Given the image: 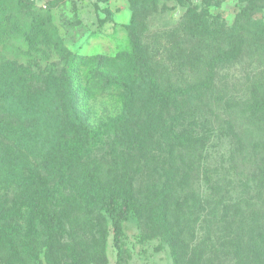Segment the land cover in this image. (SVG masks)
I'll list each match as a JSON object with an SVG mask.
<instances>
[{
	"label": "trees",
	"instance_id": "obj_1",
	"mask_svg": "<svg viewBox=\"0 0 264 264\" xmlns=\"http://www.w3.org/2000/svg\"><path fill=\"white\" fill-rule=\"evenodd\" d=\"M220 1L187 0L179 23L153 46L148 0H129V46L88 56L64 48L39 14L25 22L7 8L11 0H0L1 42L20 39L34 58L52 46L61 62L34 70L0 51V264H25L23 239L34 254L40 231L46 246L68 243L76 230L67 208L100 198L106 264L110 247L114 264L138 245L141 258L161 253L173 227L187 228L194 216L210 219L198 246L204 264H245L243 241L248 264H264V0H236L231 20L215 11ZM104 96L117 103L108 119L110 192L100 166L84 159L98 139L82 108ZM132 221L139 230L128 241ZM83 249L67 255L61 246L53 263ZM170 256L176 264L172 249Z\"/></svg>",
	"mask_w": 264,
	"mask_h": 264
},
{
	"label": "rangeland",
	"instance_id": "obj_2",
	"mask_svg": "<svg viewBox=\"0 0 264 264\" xmlns=\"http://www.w3.org/2000/svg\"><path fill=\"white\" fill-rule=\"evenodd\" d=\"M186 1L148 0L145 36L149 43L156 46L157 41H164L165 34L169 33L179 23L185 13ZM216 1L218 0H211V4L215 6ZM220 2H222L221 5L215 11L220 12L227 20H231L237 11L236 0ZM6 3L8 4V2ZM12 7L22 15L25 22L30 20L31 13L42 16L46 29L52 31L53 36L59 35L63 39L62 46L73 52L88 56L95 54L114 56L118 51L129 46L128 31L123 27V23H127L131 16L129 0H11L7 8ZM107 8L111 10V13L107 12ZM24 46L20 39L11 38L6 44L0 40V51L2 53L14 60L23 63L29 62L34 70L36 65L45 68L52 63L61 64L60 54L52 46L46 50V53H39L35 58L26 54V46ZM34 62H37V64ZM116 113L117 103L114 99H110V96L87 100L82 108V114L87 120L89 131L98 139L96 145L86 153L87 156L84 159L89 162L91 168L100 166L98 174L103 177L106 187L109 189L107 192L111 191V183L108 179H111L114 175V169L111 167V150L113 149L112 133L115 129V125L108 119ZM80 170L82 171V168ZM83 170H87V168H83ZM100 202L101 198L93 200L92 205H87V208L85 205L78 210L72 207L67 208L68 213L72 215L68 229L73 228V230H76L74 235L67 240L68 243L64 244L63 238V244L58 239L52 245L50 243L46 246L47 242L43 241L44 234L40 231L37 233L36 238L33 237L34 241H38L35 245L36 252L30 254L31 249L26 245L27 243L33 245V243L23 239L24 252H26L25 264H29L31 261V264H54V255L60 253L61 246L66 248V253L69 255L74 248L75 250L83 249L82 241L85 238L84 251L80 252L79 255L71 256V258L67 256L59 264H66V262L70 264H95L96 262L106 264L107 258L103 253V243L104 238L109 237L110 234L103 213L98 211ZM89 212H91V217L88 215ZM75 213L76 216L74 217ZM178 214H181V211ZM204 220H206V223ZM207 220L210 219L194 216L189 221L187 228H184V226L173 227L174 231L177 230V234L171 238V247H166L161 253H154L153 255L147 252L148 258H141V254L138 253L141 246H136L132 250V258L130 260L124 259L123 264H173L170 256L171 249L176 254V264H204V258L199 257V252L203 253L205 250L198 246L202 244V238L208 225ZM216 224L213 223L211 228L214 230L212 232L213 238H211L213 241L218 235L215 231ZM138 230L139 228L135 222L132 221L126 224L128 241L135 239L134 234ZM82 231H84V234L81 236L80 232L82 233ZM157 242L154 240V243ZM245 243L243 241V249L239 253L242 254L240 256L243 262L248 264L251 256ZM212 245L215 247V243H211ZM47 251H49L48 254ZM109 251L107 264H114L117 259V249L110 247ZM207 255L208 252L205 257ZM12 264H18L17 259H13Z\"/></svg>",
	"mask_w": 264,
	"mask_h": 264
}]
</instances>
